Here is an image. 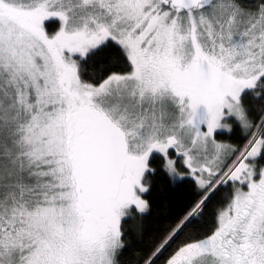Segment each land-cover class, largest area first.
<instances>
[{
  "label": "snow or ice",
  "instance_id": "obj_1",
  "mask_svg": "<svg viewBox=\"0 0 264 264\" xmlns=\"http://www.w3.org/2000/svg\"><path fill=\"white\" fill-rule=\"evenodd\" d=\"M0 264H264V0H0Z\"/></svg>",
  "mask_w": 264,
  "mask_h": 264
},
{
  "label": "trees",
  "instance_id": "obj_2",
  "mask_svg": "<svg viewBox=\"0 0 264 264\" xmlns=\"http://www.w3.org/2000/svg\"><path fill=\"white\" fill-rule=\"evenodd\" d=\"M55 27L56 24L54 22L48 25L49 31L55 30ZM218 138L226 142H241L237 131L229 134H219ZM151 182L152 188L147 194V199L151 202V210L144 220L145 227L149 231L163 226L170 218L180 214L186 204L193 199L194 193V189L189 182L185 181L173 187L162 173H157L156 176L152 177ZM218 199L219 196L213 200L209 206V210L215 207L216 200Z\"/></svg>",
  "mask_w": 264,
  "mask_h": 264
},
{
  "label": "rangeland",
  "instance_id": "obj_3",
  "mask_svg": "<svg viewBox=\"0 0 264 264\" xmlns=\"http://www.w3.org/2000/svg\"><path fill=\"white\" fill-rule=\"evenodd\" d=\"M223 133L229 134V133H227V132H223ZM220 134H222V133H220Z\"/></svg>",
  "mask_w": 264,
  "mask_h": 264
}]
</instances>
